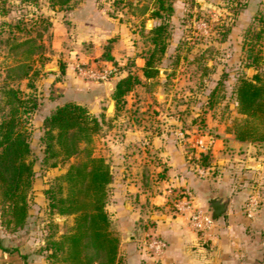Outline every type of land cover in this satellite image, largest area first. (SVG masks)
<instances>
[{
    "label": "crops",
    "instance_id": "0c3cea01",
    "mask_svg": "<svg viewBox=\"0 0 264 264\" xmlns=\"http://www.w3.org/2000/svg\"><path fill=\"white\" fill-rule=\"evenodd\" d=\"M196 3L190 6L195 7ZM172 5L167 45L160 61L170 65L166 66L168 74L171 65L184 59L181 49L185 46L182 38L186 29L180 20L190 11L185 1L172 0ZM63 10L68 27H64L62 36L53 41L56 49L51 53L60 59L50 62L55 69H47L48 64L42 68L36 83L39 106L31 121L39 137L43 117L66 101L84 104L103 119L91 144L94 154L104 156L111 166L112 179L105 207L119 236L115 264H264V195L249 215L245 204L250 198L256 199L258 191L246 180L243 184L232 180L226 167L228 153L223 150L226 141L214 136L209 152L217 163L215 171L212 164L200 162L201 153L193 146L194 135L185 134L190 131L183 125L181 115L176 118L171 115L170 104L159 108L142 103L140 98L146 97V93L150 96L151 90V86L146 88L143 82L161 80L159 72L148 78L142 72L151 43L148 41V45L141 48L134 40L137 31L130 27L131 22L117 13L112 15L96 0H78ZM150 19L151 25L146 32L158 21L149 16ZM106 45L111 58L103 56ZM79 62L121 65L117 75L99 81L79 74L76 69ZM129 71L136 73L141 81L125 95L124 103L117 105L115 102L113 114L109 115L107 107L111 100L115 101L111 96L112 87ZM149 107L155 109L147 110ZM146 110L154 114L145 117ZM233 142L244 149L254 145L234 137ZM255 157L257 160L245 159L247 168L237 178L256 174L264 177V147ZM262 188L264 193V185ZM184 190L191 192L198 206L210 211L209 202L213 197L227 199L226 210L215 218L209 234H199L190 224L187 213L174 207L173 199ZM54 215L58 219L64 217ZM150 235L166 241L160 256L141 245V240ZM19 243L18 254L14 255L18 260L16 264H49L43 253ZM12 249L5 247L0 252L1 264H12Z\"/></svg>",
    "mask_w": 264,
    "mask_h": 264
},
{
    "label": "trees",
    "instance_id": "16d2710c",
    "mask_svg": "<svg viewBox=\"0 0 264 264\" xmlns=\"http://www.w3.org/2000/svg\"><path fill=\"white\" fill-rule=\"evenodd\" d=\"M73 1L49 0V5L52 9H64L71 7ZM126 4L130 6L132 1L112 2L116 9ZM143 6L140 9L142 15L149 12L150 17L158 19L147 32L151 46L146 50L141 67L143 75L148 78L159 72L158 64L167 45L168 17L173 12V5L172 0H152V7ZM111 14L114 15L113 12ZM252 18L253 22L248 26L251 28L244 33L241 49L245 53V64L252 66L255 72L238 78L235 98L240 117L234 120L232 132L236 140L250 142L260 149L264 147V11H256ZM251 32L252 38L248 36ZM29 40L15 42L12 47ZM34 47L42 49L43 43ZM108 52L109 46L106 45L103 56L111 58ZM38 73V68L31 61L20 60L7 67L6 78L0 88V216L12 230L24 226L30 213L35 169L30 159V130L24 119L39 106L34 81ZM8 77L16 78L18 82L27 79L29 90L15 87L7 81ZM140 81V77L130 71L119 77L111 91L116 104L124 103L125 95ZM102 121L86 105L76 101L59 104L43 117L40 135L43 164L57 166L84 151L43 190L47 199L45 208L50 214H74L72 229L44 247L48 258L61 257L70 264H115L117 259L119 236L105 207L108 184L112 179L111 166L104 156L94 154L91 144L93 136L101 129ZM215 136L227 140L216 132ZM82 142L83 147L80 146ZM209 159V151L200 154L203 165H210ZM4 248L0 244V252ZM12 254V264L18 263L15 257L18 248H13Z\"/></svg>",
    "mask_w": 264,
    "mask_h": 264
},
{
    "label": "rangeland",
    "instance_id": "374dc122",
    "mask_svg": "<svg viewBox=\"0 0 264 264\" xmlns=\"http://www.w3.org/2000/svg\"><path fill=\"white\" fill-rule=\"evenodd\" d=\"M78 0H74L75 3ZM99 6H104L110 13H117L123 20L130 21L135 27L140 47L148 45L147 29L151 25L148 14H141L140 9L147 5L152 7V0H127L128 4L115 8L113 0H96ZM188 3V11L180 20L186 29L182 38L184 45L181 63L171 65V73L159 71L161 80H145L146 88L151 86L150 96L142 97L144 105L149 104L159 108L170 104L173 117L182 116L183 125L190 131L185 134L190 137L196 131L205 130L215 136V132L227 137L223 144L227 152L226 167L234 183H247L256 189V200L261 201L264 195L262 185L264 177L259 174L237 178L246 170V160H257L255 157L259 149L254 145L242 146L233 142V122L240 114L237 112L235 87L242 75L255 72L252 66H247L245 53L241 46L244 33L253 22V14L258 10L264 11V0H182ZM196 5L190 6V4ZM65 9V8H64ZM69 8H66V10ZM149 9V8H148ZM63 9H52L49 0H0V88L6 78L7 67L17 64L20 60H29L38 68V75L34 77L35 85L42 68L50 62H58L54 40L62 36L64 27H68L66 14ZM65 17V18H64ZM142 20V22H141ZM140 24V25H139ZM170 22L168 21V27ZM252 32L248 35L252 38ZM30 39L18 47L13 48L15 42ZM59 40V39H58ZM43 43V48L34 47ZM34 44V46H33ZM34 47V49H32ZM36 48V49H35ZM86 63V62H79ZM159 62L158 65H160ZM166 68V63L161 64ZM48 69V68H47ZM19 70H16L18 72ZM167 77L166 80L163 77ZM7 81L15 87L28 91V80L18 82L16 78L8 77ZM165 85L159 87V85ZM157 93L160 95L157 96ZM0 99L1 89H0ZM155 109V108H147ZM145 111V117L153 115L150 110ZM32 114L25 118L24 123L30 130L31 154L34 162L35 177L30 192V213L24 226L11 229L0 216V244L5 247L18 248L21 241L29 250L43 253L51 264H70L68 261L48 258L44 247L50 245L52 239H59L61 235L72 229L74 214L55 218L46 210L47 199L43 190L54 182L55 176L63 172L71 162L77 161L84 151L60 162L57 166L42 163V144L40 136L31 121ZM222 138V137H220ZM84 145L82 144L81 147ZM249 157V158H248ZM200 158V155H199ZM246 159V160H245ZM210 165L217 170V163L210 155ZM201 162V161H200ZM237 180V181H236ZM2 205L0 203V214ZM55 219H54V218ZM44 250V251H43Z\"/></svg>",
    "mask_w": 264,
    "mask_h": 264
},
{
    "label": "built area",
    "instance_id": "2783aa9c",
    "mask_svg": "<svg viewBox=\"0 0 264 264\" xmlns=\"http://www.w3.org/2000/svg\"><path fill=\"white\" fill-rule=\"evenodd\" d=\"M121 64H110L99 66L92 63H78L76 69L79 74L99 81H107L114 77L119 72ZM193 137V146L199 150L200 153L210 151L214 144V135L205 130L196 131ZM258 201L250 198L245 204L247 213L251 215L252 211L256 209ZM173 205L176 209L186 212L190 224L201 234L205 236L209 234L213 225L214 217L208 208L198 206L193 201V195L190 191L184 190L173 199ZM141 245L156 256H160L166 247V241L156 235L145 236L141 240Z\"/></svg>",
    "mask_w": 264,
    "mask_h": 264
},
{
    "label": "water",
    "instance_id": "95a60500",
    "mask_svg": "<svg viewBox=\"0 0 264 264\" xmlns=\"http://www.w3.org/2000/svg\"><path fill=\"white\" fill-rule=\"evenodd\" d=\"M47 68L48 69H55L56 66L54 64H48ZM161 71H162V73H167L168 69L162 68ZM114 108H115V101L111 100V102L109 103V105L107 107V113L109 115H112ZM209 206L211 207L212 215L215 218L216 216L222 214L226 210L227 199L224 197H213L209 202Z\"/></svg>",
    "mask_w": 264,
    "mask_h": 264
}]
</instances>
